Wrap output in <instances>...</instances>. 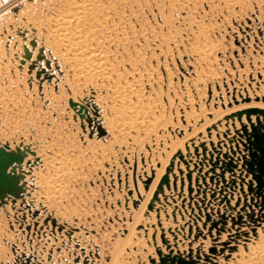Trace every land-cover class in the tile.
Instances as JSON below:
<instances>
[{"label":"bare ground","instance_id":"bare-ground-1","mask_svg":"<svg viewBox=\"0 0 264 264\" xmlns=\"http://www.w3.org/2000/svg\"><path fill=\"white\" fill-rule=\"evenodd\" d=\"M161 1L162 8L167 7L166 11L165 8L159 9L163 21V23L161 22L162 25L168 24L170 16H174L179 23L174 35L168 37L169 45L163 50L157 49L158 56L163 54V57L169 61L168 64L165 62L164 65L160 64L158 57L155 56L156 63L153 62V66H151L154 52L148 56L147 61L138 64L137 61L139 60L137 59L143 56L140 53L142 43L139 44L141 35L137 37L136 27L139 26V23L135 27L130 24L132 22H127L126 13H124L125 15L119 14L115 5L112 7V1V4L107 5L103 0H73L66 5V9L63 11L55 13L45 22L30 25L26 32L22 35L17 34L15 40H10L9 44L6 45L7 47L0 48V67H7L4 58L9 50L17 49L16 55L18 57L24 53V60L21 61L23 77L29 76L33 71H42L52 78V83L57 81L61 88L65 83V87L70 90L69 97L72 99L73 108L81 114L82 119L80 91L89 85L100 86L106 94L119 103L116 127L110 136L121 143H123L124 138H127L130 141L133 140L129 142L130 144H135L137 141L135 142V139L132 138V133L135 132L136 128L139 130V127L145 126V128L143 127L144 132L145 135H148L151 127H155L154 125L159 119L164 117L165 119L169 118V120L160 123L158 128L168 123L171 131L180 133L177 129L180 130L184 127V123L186 127L190 126L189 129H192L198 125L202 115L208 112L204 107H200L201 104L196 106V100L202 89L200 87L202 68L207 66L206 61L208 63L217 57L218 49L215 48L216 44L213 46L209 43L211 46L202 43L204 41L201 42L202 44L200 42L198 45L197 43L194 44L193 40L196 35H194L195 30L193 28L197 27V23L195 20L188 22L190 21L188 20L189 11L185 10L188 0ZM246 4L242 0L241 2H229L228 0L224 2L226 9L232 10L242 8ZM113 11L117 12V16ZM170 12H173V15ZM203 32L198 30V33H202L199 34V37L204 36ZM242 35L235 37L239 43L238 53H241L242 47L247 43V37H242ZM156 39L158 40V38ZM163 41L160 38L157 43L152 45L158 47ZM168 43L166 42V44ZM167 52H169L168 57L164 56ZM185 55L186 59L183 61L182 56ZM222 56H225L224 53ZM133 57L134 59H132ZM217 59L218 57L216 61ZM132 60H136L137 63H131ZM243 60L241 59L240 62ZM177 62L183 66L184 74L180 78L175 75L176 80L171 83L172 73H176L177 65L175 63ZM160 69L165 74L164 77L161 75ZM259 74L264 80V69L261 68ZM62 80L65 82L62 83ZM145 84L149 85L150 89L146 90L144 94ZM181 84L186 88V84H191L192 92L190 90L185 93L182 91L183 93L181 92V96L178 97L173 91L174 98L167 97L168 94H166L167 98L164 97L168 101L166 108L164 102H161L163 98L157 93L164 86L170 92L171 87L176 85L179 87ZM206 87H210V84H204L203 88ZM221 88L223 89V87ZM228 88L231 91L230 84H228ZM153 97L157 101L156 105L151 106ZM238 97L239 95L236 96L237 100ZM251 104L254 107L245 108L247 111L242 115L238 114L237 111L243 110L244 107L237 108L239 106L237 105L235 107L238 109L237 111L230 109L233 111L232 113L227 110L230 114L216 120V122L213 121L215 117L205 120V124L199 126L200 128L185 133L181 140L177 139V142L171 141V138L167 139L163 136L161 138L156 135L154 138L149 137V140L145 139L148 141L147 150L149 153L146 151L148 154H143L142 161H139L141 160L140 151L134 153L133 147H129L128 142L123 144V148L126 150L124 153L127 154V159L139 187V195L134 189H132L131 195L134 202H140L141 206L138 212L147 201L142 219L135 226L133 233L156 230L154 231L156 241H158L157 237L160 233L162 243L160 244L158 241L159 248L157 250L159 252L155 254L154 264H176L182 261L191 264H228L229 262V264H264V246L252 248L249 256L235 261L241 254V248L248 249L251 241L259 239V230L264 229V175L263 178L258 176L259 168L255 164V159L260 152L258 138L260 135L264 136V102L252 101ZM88 120L89 122L92 121L91 118ZM100 132H104V130ZM34 141L35 138L31 139L26 135L22 140L0 142V148L5 152L20 153L24 157L22 162H15L7 170L9 174L16 176L17 187L21 191L19 194L18 192L6 194L8 207L10 204L16 207L17 203L20 202L21 207L26 206L28 209L30 208L26 201L28 199L47 203L50 195L67 188L66 179L72 177V172L67 170L69 167L67 168L66 164L68 163L63 161L61 156L54 153L51 147L45 149L42 145L35 146ZM103 151L104 153L100 154L102 159L99 163L101 165L108 164V168V166L110 167L109 162H111L110 155L105 153V150ZM161 152L167 154L161 158ZM110 154L114 156L113 150ZM97 157L95 156V160ZM164 167L165 171L160 177L159 173ZM120 170L121 180L124 183L126 180L123 176L124 171ZM144 171H147L146 176L148 178H153L147 191L143 190L139 179L140 176H143ZM44 175L55 176L52 178L55 180L48 179V176L44 178ZM130 177L127 179H132ZM157 177L159 181L156 180ZM153 186L156 188L151 198H146ZM59 194L57 193L56 196ZM170 207L172 208L171 214L169 212ZM182 208H187V211L191 212L190 215L186 216L184 220L181 219L184 223L180 222L179 219L172 223V218L175 214L178 215ZM30 213L32 212L30 211ZM37 213L39 214V212H34L32 215L38 216ZM187 217L189 218L188 221ZM165 222L168 223V227ZM47 223L48 221H46ZM52 225L55 228L56 221H53ZM179 229L184 231L182 236L178 233ZM140 241L139 237L135 238L132 247H138ZM132 247H130L131 253L134 251ZM22 260L21 264H42L36 262L37 259L34 262L33 257L26 256ZM76 264H89V259L86 258L82 261L81 258H77Z\"/></svg>","mask_w":264,"mask_h":264},{"label":"rangeland","instance_id":"rangeland-1","mask_svg":"<svg viewBox=\"0 0 264 264\" xmlns=\"http://www.w3.org/2000/svg\"><path fill=\"white\" fill-rule=\"evenodd\" d=\"M72 1L0 0V48L8 45L10 40L16 38L17 34L22 35L26 32L30 25L45 22L55 13L63 11V9H66V5ZM103 1L107 5L113 3L112 7L115 5L119 14L125 15L124 13H126V21L132 22L130 24L136 27L139 23V26L136 27L137 37L141 35L139 44L142 43L140 53L143 56L136 58L139 60L137 61L139 62L138 64H143V61H147L148 56H151L153 52L151 66H153V62L154 64L156 63V60H154L155 56L158 57L160 64L164 62L168 64L169 61L163 57V54L158 56L157 49L161 48L163 50L169 45L168 37L169 35H174L179 23H177L178 21L174 16H170L168 24L162 25L163 21L161 20L159 9L165 8L166 11L167 7L164 6L162 8L161 0H111L112 3L109 0ZM223 1L227 2V0H188L185 5V10L189 11L190 16L188 18L190 21H187L192 22L195 20L198 27L193 28L195 30L194 35L198 37L197 39L195 36L194 44L197 43L198 45L199 42L204 41L202 43L207 45L209 43L213 44V46L216 44L215 48L217 47L216 49H218L217 61V57L208 63L206 61L207 66L205 65L202 68L203 73L200 82L202 83L200 84L202 89L198 94L200 96L196 94V106L201 104L200 107H204L208 112L202 115L198 125L192 129H189L190 126L186 127L183 123L184 127L180 130L177 129L180 133L171 131L168 123L167 125L163 124L164 126L161 125L162 128L157 127L160 123L169 120V118L165 119V117L159 119V123L157 122L154 125L155 127H151L148 135H145V126L139 127V130L136 128L135 132L132 133V138L135 139V142L137 141L135 144H130L129 142L133 140L130 141L127 138H124L123 143H121L110 136L116 127L115 122L118 119L117 108L119 103L106 94L100 86L89 85L83 87L80 91L82 119L81 114L73 108L72 99L69 97L70 90L64 85L65 80H62V83H64V87L62 86L64 89H62L57 81L52 83V78L42 71H33L29 76L23 77L21 61L24 60V53L21 58L16 55L18 53L17 49L6 51L7 56H5L4 62L7 63H5L7 67H0V142L22 140L27 135L28 138H35V146L42 145L45 149L51 147L54 153H57L63 158V161L68 163L66 164L67 168L73 166L67 169L72 172L71 179H66L67 188L62 190L63 192H57L58 194L60 193V197L59 195L56 196L57 193L50 195L47 203L28 199L26 200L30 205L28 209L26 206L21 207L20 202L17 203L16 207L12 204L8 207L9 203L6 202V198L0 197V264H21L22 259H25L26 256L29 258L33 257L34 262L37 259L38 261L36 262H41L42 264H76L77 258H81L82 261L87 258L89 259V264H154L155 254L159 252L157 250L159 243L156 241L154 234L156 230L144 232L146 234L138 233L139 231L133 233L135 226L142 219L147 201H145L138 212L141 206L140 202H134V198H131V195L133 193L132 189L136 190L137 194L139 187L130 162L127 159V154L124 153L126 150L123 148V144L125 145V142H128L129 147H133L134 153L140 151L141 160L139 161H142L146 151L149 153L147 150L149 137L154 138L156 135L161 138H171V141L177 142V139L181 140L185 133L187 134L195 128H200L201 125L205 124V120L215 117L213 121L216 122V120L230 114V112L233 113L234 109L237 111V108L244 107L243 110L237 111L238 114L242 115L247 111L245 108L254 107L251 104L252 101L264 102V80L259 74L261 68L264 69V0H242L247 4L234 10L226 9ZM228 1L241 2V0ZM117 12L113 11L116 16ZM170 13L173 15V12ZM203 28L205 32H203ZM198 30L203 32V37H199V34L201 35L202 33H198ZM237 34H243L242 37H247V43L242 47L241 53L237 51L239 47L237 38H235L239 36ZM181 36L184 35L181 34ZM132 37L134 38V36ZM156 38L164 40L158 47L152 45L157 43L158 40ZM223 53L224 57L222 56ZM168 54L169 52L166 55L164 54V56L168 57ZM240 57L242 60L244 59L242 62H240ZM185 59L186 55L182 56V60L185 61ZM135 61L132 60L131 63ZM175 65H177L176 73H172L171 83L176 80L175 75L180 78L184 74L183 66L179 62L175 63ZM259 66L260 68H258ZM160 72L164 77L165 74L161 69ZM227 83L231 85V91ZM204 84H210V87L204 89ZM186 86L187 88L182 84L179 87L176 85L173 87L174 89L170 88V92L164 86L157 95L163 98L161 102L166 105L168 101L165 98H174V93L180 97L183 92L192 90L191 84H186ZM211 86L213 87L212 89ZM219 86L223 87V89ZM144 87L145 92L143 93L145 94L146 90L150 88L147 84ZM173 91L175 92L173 93ZM166 94H168L167 97ZM235 94L239 95L238 100ZM223 95L226 97L224 98ZM156 101L153 97L151 106L156 105ZM237 105L239 106L235 108ZM165 107L167 108L168 106L166 105ZM231 107L234 108L232 109ZM227 110L230 112H227ZM173 113L172 115L174 116ZM89 118L92 119L91 122H89ZM164 119L165 121H162ZM101 130H104V132H100ZM162 133L163 135H161ZM139 136L140 138H138ZM258 145L260 152L255 159V164L259 168L258 176L263 178V135L258 138ZM103 150L110 155L111 162H109L110 167L108 166V168V164L104 163V165H101L99 163L102 159L100 154L104 153ZM112 150L114 156L110 154ZM165 154L167 153H162L160 157H164ZM93 155L96 157L98 155L97 160H95ZM120 169L124 171L123 176L126 178L124 183L121 180ZM164 171L165 167L159 173V176ZM146 175L147 171H144L143 176L139 177L144 191L149 190L153 180L152 177L148 178ZM46 176H48V179L55 178L52 175H44L43 177L45 178ZM128 177L132 179H129V181ZM158 179L157 177L156 180ZM154 189L155 187L153 186L146 198H151L150 196ZM20 192L19 190L18 194ZM30 211L32 213L39 212V214L37 213L38 216H33ZM190 213L187 208H182V211L179 212L180 215L175 214L172 218V223L177 222L179 216L184 220ZM46 221H48L47 224ZM53 221H56L55 228L52 225ZM178 233L182 236L184 234L183 229H179ZM138 237L141 240L140 245L132 247L133 240ZM144 237L145 239H143ZM258 238L249 243L248 249L242 247L240 250L241 254L235 261L249 256L252 248L264 246V229L259 230ZM130 247L134 250L132 253ZM176 264L191 263L182 261Z\"/></svg>","mask_w":264,"mask_h":264},{"label":"water","instance_id":"water-1","mask_svg":"<svg viewBox=\"0 0 264 264\" xmlns=\"http://www.w3.org/2000/svg\"><path fill=\"white\" fill-rule=\"evenodd\" d=\"M24 159L20 153H7L0 148V197H5L6 194H13L19 191L18 181L15 175L7 172L8 167L15 162L20 163Z\"/></svg>","mask_w":264,"mask_h":264},{"label":"crops","instance_id":"crops-1","mask_svg":"<svg viewBox=\"0 0 264 264\" xmlns=\"http://www.w3.org/2000/svg\"><path fill=\"white\" fill-rule=\"evenodd\" d=\"M161 177V176H160ZM159 181V180H158ZM156 188V187H155ZM155 190V189H154ZM153 190V191H154ZM153 193V192H152ZM152 195V194H151ZM151 197V196H150ZM169 212H170V214L172 213V208L170 207L169 208ZM154 216H156L155 214H154ZM179 220H180V222H182V223H184L183 221H181V218H180V216H179ZM189 220V218L187 217V221ZM155 221H156V218H155ZM172 221V220H171ZM167 222H165V225L167 226ZM168 227V226H167ZM169 237H171V236H169ZM157 239H158V241H159V243L161 244L162 243V241H161V239H160V233L158 234V237H157Z\"/></svg>","mask_w":264,"mask_h":264}]
</instances>
